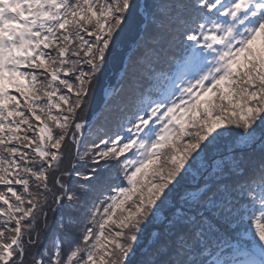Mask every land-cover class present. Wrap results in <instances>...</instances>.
<instances>
[{
  "label": "snow or ice",
  "instance_id": "snow-or-ice-1",
  "mask_svg": "<svg viewBox=\"0 0 264 264\" xmlns=\"http://www.w3.org/2000/svg\"><path fill=\"white\" fill-rule=\"evenodd\" d=\"M0 264H264V0H0Z\"/></svg>",
  "mask_w": 264,
  "mask_h": 264
},
{
  "label": "rangeland",
  "instance_id": "rangeland-1",
  "mask_svg": "<svg viewBox=\"0 0 264 264\" xmlns=\"http://www.w3.org/2000/svg\"><path fill=\"white\" fill-rule=\"evenodd\" d=\"M118 70H116L115 68L111 70V72L107 75V78L104 80V85L105 87L108 86V83L111 81V80H114L115 77H116V72ZM100 92H103V90H101Z\"/></svg>",
  "mask_w": 264,
  "mask_h": 264
},
{
  "label": "trees",
  "instance_id": "trees-1",
  "mask_svg": "<svg viewBox=\"0 0 264 264\" xmlns=\"http://www.w3.org/2000/svg\"><path fill=\"white\" fill-rule=\"evenodd\" d=\"M120 83H121V80H119L116 84H115V86H114V88H118L119 86H120ZM104 108V105H103V107L101 108V110Z\"/></svg>",
  "mask_w": 264,
  "mask_h": 264
}]
</instances>
